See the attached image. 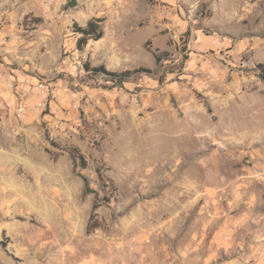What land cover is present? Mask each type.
<instances>
[{
  "label": "rangeland",
  "instance_id": "obj_1",
  "mask_svg": "<svg viewBox=\"0 0 264 264\" xmlns=\"http://www.w3.org/2000/svg\"><path fill=\"white\" fill-rule=\"evenodd\" d=\"M0 264H264V0H0Z\"/></svg>",
  "mask_w": 264,
  "mask_h": 264
},
{
  "label": "trees",
  "instance_id": "obj_2",
  "mask_svg": "<svg viewBox=\"0 0 264 264\" xmlns=\"http://www.w3.org/2000/svg\"><path fill=\"white\" fill-rule=\"evenodd\" d=\"M100 23H101V20L94 19V20H91L90 22H88L87 26L84 27V28L78 27L77 25H75V28L77 29L76 32H78L82 36L79 39L78 44L79 45H84L90 39H93L95 41L101 39L102 36H103V33L100 30ZM159 60H160V57L157 56L156 57V61L159 62ZM92 71L97 72V73H102V74H104V75H106L108 77H112L113 79H118L119 78V81H116L115 83H122L123 82V78L127 77L128 75H130V72H124V73H121V74L110 73V72H107L106 70H104V68H102V67L93 69ZM141 71L144 72V73H148V74L150 73V71L147 70V69H142ZM84 183H85V186L87 187L88 183H87L86 180H84Z\"/></svg>",
  "mask_w": 264,
  "mask_h": 264
},
{
  "label": "built area",
  "instance_id": "obj_3",
  "mask_svg": "<svg viewBox=\"0 0 264 264\" xmlns=\"http://www.w3.org/2000/svg\"><path fill=\"white\" fill-rule=\"evenodd\" d=\"M50 86L51 85H49L47 83L37 82V84L35 86V90L45 100H47L49 95H53V96L56 95L54 91L57 88L56 87L50 88ZM56 91H57V94H58L59 90H56ZM14 97H15L14 112L17 115H21V114H23L26 111V108H27V102H26L25 95L23 93L16 92Z\"/></svg>",
  "mask_w": 264,
  "mask_h": 264
}]
</instances>
